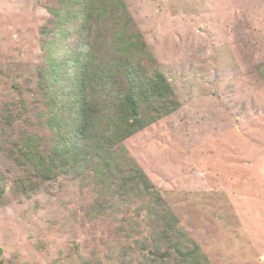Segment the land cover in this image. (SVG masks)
Wrapping results in <instances>:
<instances>
[{
    "label": "rangeland",
    "instance_id": "rangeland-1",
    "mask_svg": "<svg viewBox=\"0 0 264 264\" xmlns=\"http://www.w3.org/2000/svg\"><path fill=\"white\" fill-rule=\"evenodd\" d=\"M123 2L135 68L163 72L179 107L115 143L101 185L92 164L44 178L25 156L55 143L43 74L82 32L81 3L0 0V264H178L165 215L212 264H264V0ZM106 17L83 32L105 70L126 58Z\"/></svg>",
    "mask_w": 264,
    "mask_h": 264
},
{
    "label": "trees",
    "instance_id": "trees-1",
    "mask_svg": "<svg viewBox=\"0 0 264 264\" xmlns=\"http://www.w3.org/2000/svg\"><path fill=\"white\" fill-rule=\"evenodd\" d=\"M77 1L82 5V32L64 54L54 55L52 48H49V66L44 70L46 74H43L44 80L51 85L50 99L54 104L49 106L48 124L56 135L55 143L49 151L42 153L39 151V140H31L25 156L26 161L44 178L54 172L69 173L74 168H85L92 164L95 166L94 179L97 184L107 185L108 160L114 161V155H109V151L114 144L143 131L168 116L179 105L171 100L174 91L163 72L157 71L143 79L141 72L135 68L134 52H138L135 50L144 43L137 36H127L133 22L127 19L130 16L123 0H108L104 5H101V0H91L89 3ZM93 11L98 18L107 15L108 23L104 29L107 31L112 26L115 53L125 52V60L114 59L118 67L107 70L102 65L99 67V57L94 51L97 44H91L88 36L83 34L90 29ZM106 31L100 32V35L105 36ZM78 46L80 50H77ZM121 76L126 78L125 90L116 84ZM35 142L36 150L35 146H31ZM133 181H137L136 178ZM146 188L148 191L149 188ZM158 198V202H163L159 194ZM164 218L170 227V231L162 233L163 240L169 242L164 256L171 257L175 252L178 264H212L197 243L184 240V236L177 233L169 235L174 229L173 219L167 215ZM171 249L174 251L171 252ZM160 260L165 262L163 257L160 259L157 256V262Z\"/></svg>",
    "mask_w": 264,
    "mask_h": 264
}]
</instances>
